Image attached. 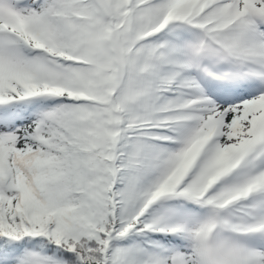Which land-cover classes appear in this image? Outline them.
I'll return each instance as SVG.
<instances>
[{
    "label": "snow or ice",
    "instance_id": "obj_1",
    "mask_svg": "<svg viewBox=\"0 0 264 264\" xmlns=\"http://www.w3.org/2000/svg\"><path fill=\"white\" fill-rule=\"evenodd\" d=\"M0 264H264V0H0Z\"/></svg>",
    "mask_w": 264,
    "mask_h": 264
}]
</instances>
